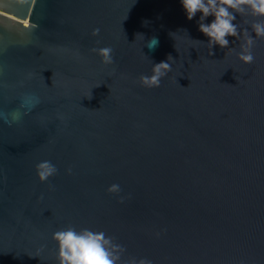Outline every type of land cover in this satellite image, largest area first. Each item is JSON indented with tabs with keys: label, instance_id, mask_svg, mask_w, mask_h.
I'll list each match as a JSON object with an SVG mask.
<instances>
[{
	"label": "water",
	"instance_id": "95a60500",
	"mask_svg": "<svg viewBox=\"0 0 264 264\" xmlns=\"http://www.w3.org/2000/svg\"><path fill=\"white\" fill-rule=\"evenodd\" d=\"M199 17L180 0H0V264H58L68 226L112 237L120 264H264V38L243 64Z\"/></svg>",
	"mask_w": 264,
	"mask_h": 264
},
{
	"label": "clouds",
	"instance_id": "9594fccd",
	"mask_svg": "<svg viewBox=\"0 0 264 264\" xmlns=\"http://www.w3.org/2000/svg\"><path fill=\"white\" fill-rule=\"evenodd\" d=\"M186 14V19L191 21L198 13L200 14L198 31L208 38L207 44L219 46L221 49H229L228 37L242 41L241 50L237 53L239 61L250 64L254 61L251 48L255 38H264V0H180ZM237 15L243 18L251 17L254 22L248 27H242L234 23ZM208 17H212L210 23H205ZM100 29H94L92 35H99ZM202 43V42H201ZM159 44L157 37L150 38L146 47L154 50ZM92 53L102 58V63L111 65L114 63L111 47L92 48ZM172 57L166 61L152 66L151 75H143L139 78L142 86L147 88H159L161 81L172 71ZM38 181L45 183L57 174V168L50 161H42L36 165ZM71 174V169L67 170ZM108 191L119 194V184H112ZM121 197L120 202H124ZM52 239L57 245L58 264H120L125 248L116 243L114 239L103 231L91 229L77 230L73 226L57 230ZM128 264H151L150 260L131 258Z\"/></svg>",
	"mask_w": 264,
	"mask_h": 264
}]
</instances>
